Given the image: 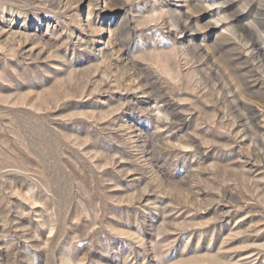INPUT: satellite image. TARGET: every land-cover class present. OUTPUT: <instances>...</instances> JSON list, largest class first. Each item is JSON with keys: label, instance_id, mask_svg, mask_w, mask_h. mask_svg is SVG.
I'll return each mask as SVG.
<instances>
[{"label": "rangeland", "instance_id": "374dc122", "mask_svg": "<svg viewBox=\"0 0 264 264\" xmlns=\"http://www.w3.org/2000/svg\"><path fill=\"white\" fill-rule=\"evenodd\" d=\"M0 264H264V0H0Z\"/></svg>", "mask_w": 264, "mask_h": 264}, {"label": "bare ground", "instance_id": "6f19581e", "mask_svg": "<svg viewBox=\"0 0 264 264\" xmlns=\"http://www.w3.org/2000/svg\"><path fill=\"white\" fill-rule=\"evenodd\" d=\"M262 41V40H261ZM263 45V44H262ZM262 47V46H261Z\"/></svg>", "mask_w": 264, "mask_h": 264}]
</instances>
